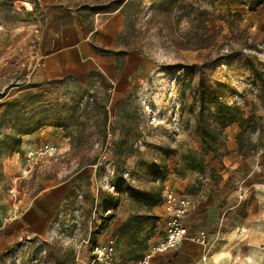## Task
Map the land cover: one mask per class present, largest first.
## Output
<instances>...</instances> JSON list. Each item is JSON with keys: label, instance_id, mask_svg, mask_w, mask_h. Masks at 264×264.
<instances>
[{"label": "rangeland", "instance_id": "374dc122", "mask_svg": "<svg viewBox=\"0 0 264 264\" xmlns=\"http://www.w3.org/2000/svg\"><path fill=\"white\" fill-rule=\"evenodd\" d=\"M0 1V264H55L57 260L73 264L76 251L82 256L80 259L86 258L84 264L91 260V245H81L80 241L90 239L97 244L106 228L97 224L100 228L96 232L91 229L96 221L112 215L105 209L114 204V191L109 190L105 179L111 182L115 144L122 137L126 136L141 151L130 159L131 170L125 166L129 175H124L138 195L156 193L160 184L164 191L167 183L170 190L192 196L197 206L205 201L207 190L218 186L214 179L208 181L209 172L203 177L189 167L181 168L188 153L201 148L199 118L205 123L209 120V125L217 129L222 124L214 119L218 107L230 106L240 115L236 117L243 118V125L238 123L239 135L246 150L264 148V0H128L122 44L132 57L146 55L149 80L143 88L119 85L118 90L127 94L113 101L114 86L100 73H95L96 79L83 87L42 84L37 78L40 58L32 52L34 43L22 40L28 34L32 40L38 32L26 14L36 9L37 0ZM110 1L64 0L76 10L79 5H104ZM188 5L207 14L203 18L195 12L186 16ZM106 14L109 13L85 12L82 20L89 27L93 18L94 26L99 28ZM122 58L125 64V57ZM143 91L148 93L147 100L139 98ZM27 93L41 96L36 112L22 101L2 123L3 104ZM76 103L78 108L70 109ZM105 110L111 113L108 121L104 120ZM175 122L180 125L179 131L174 128ZM48 127L58 130L53 141L61 154L43 160L26 175V153L45 144L39 131ZM78 128L93 137L83 142L69 138L75 136L73 132ZM31 129L34 132L30 135L17 134ZM103 129L106 141L97 135ZM63 143L70 145L69 152H64ZM94 159L96 165H88ZM169 169L177 180L168 176ZM186 176L188 184L179 182ZM66 181L70 187L67 201L53 221L52 234L35 243L20 239L1 252L2 243L10 232L15 235L14 225L25 211L48 188ZM213 198L217 201L219 196ZM118 201L131 206L135 219L146 218L143 197L126 194ZM211 204L217 203L201 208L192 220L194 232L191 230L206 232L209 247L185 242L171 251L182 256H170L159 264H264V242H258L264 238L257 237L258 229H225L210 212ZM15 207L18 212L14 217ZM167 223L165 215L156 229L148 231L140 241L131 245L120 241L117 263L143 259L163 241ZM225 235L230 236L229 243L223 239ZM107 240L100 241L106 244Z\"/></svg>", "mask_w": 264, "mask_h": 264}, {"label": "crops", "instance_id": "0c3cea01", "mask_svg": "<svg viewBox=\"0 0 264 264\" xmlns=\"http://www.w3.org/2000/svg\"><path fill=\"white\" fill-rule=\"evenodd\" d=\"M37 2L36 9L32 13L26 14L30 15L33 22L32 28L38 29V32L32 37V40L29 34L22 37V40L26 39L34 43L32 52L40 58L37 78L42 84L63 83L83 87L96 79L94 78L95 73H100L114 86L111 101L120 100L126 96L127 93L118 90V86L121 84L130 88L147 86L149 80L147 69H149L150 63L146 55L139 53L132 57L128 48L122 44L126 26L124 9L106 14L103 17V24L96 28L93 18L88 27V24L82 20L83 14L79 13L74 6L66 5L64 0H37ZM14 8L17 11L20 10L15 4ZM261 35L260 31L257 37L259 38ZM18 42L19 37H16V43ZM122 57H125V64ZM37 60L39 61L38 58ZM147 94L143 91L139 94V98L147 100ZM109 114L111 113L109 112ZM57 131L55 128L48 127V130L43 129L39 132L41 137H45V143L51 142L57 145L53 141V134ZM224 134L226 142L220 149V154L209 153L206 156V162L216 169L222 179L214 190H207V197L203 203L197 206L195 202V209L186 217L185 224L191 234H197L193 233L192 220L196 218L195 216L201 208L210 202L217 203L211 204L210 212L215 214V220L220 222V226L225 229L255 228L258 229L257 237L264 238V230H262L264 229V148L260 150L257 148L256 151L250 152L246 149L240 151L238 123L227 126L224 129ZM23 140L27 143L30 142L29 138L27 140L23 138ZM63 145L64 152L71 150L69 144L63 143ZM201 149L202 143L198 150ZM129 164L130 159L126 163L127 170H131ZM169 173L168 176L178 179L173 170L169 169ZM187 177L179 182L188 184ZM208 181L210 180L208 179ZM166 185L167 183H164V189H169ZM240 185H243L244 188L240 189ZM69 189L68 181L48 188L45 195L28 208L23 217L14 225L15 235H12L14 232H10L11 236L7 235L2 243L1 252L5 253L4 248L18 243L27 234L34 236L36 241L47 239L53 232L52 225L58 211L67 201ZM203 193L205 191H202ZM122 196L114 192L111 194L114 204L107 207L105 213L112 211V215L105 220L96 221L95 228L91 229L92 232H96L100 228L97 224H102L106 228L101 232L100 240L106 238L107 242L111 239L115 241L117 262H119L117 244L120 241L125 240L130 245L133 241H140L148 231L156 229L159 221H162L165 216L161 203L150 209L145 207L146 218L137 220L134 218L135 212L131 206L118 201ZM213 196H219L217 201ZM189 197L193 199L192 196ZM223 239L226 240V243L231 240L229 235H225ZM100 240L97 244H105ZM258 242L262 243L264 239H260ZM170 252L159 254L153 259L152 264H159L170 256H182ZM80 257L82 256L76 251L73 264H84L83 260L86 258L83 257L81 260ZM137 261L140 260H134L127 264Z\"/></svg>", "mask_w": 264, "mask_h": 264}, {"label": "trees", "instance_id": "16d2710c", "mask_svg": "<svg viewBox=\"0 0 264 264\" xmlns=\"http://www.w3.org/2000/svg\"><path fill=\"white\" fill-rule=\"evenodd\" d=\"M128 0H112L104 5H79L77 6V11L79 13H82L83 15L85 12H95V11H102L104 13H114L120 9H124ZM189 7V8H188ZM189 12H186V16L189 15V13H196V16L198 18H203L207 12L203 9H196L193 5H188L186 7ZM203 24L205 26V22L203 21ZM206 30V28H205ZM208 32V31H207ZM198 39V35L195 36ZM87 97V94H85ZM40 95L35 94H24L16 97L12 101L6 102L3 104V107L5 108V112L3 113L2 117V123L6 121V119L9 117L8 112L14 107H19L20 103L22 101H25V104L27 108L30 106V110H34L33 112H36V106L40 103ZM89 104V103H87ZM78 108V104H74L70 109ZM236 110L230 106H219L216 113H215V120H220L222 122L221 125L217 129H215L214 125H209V120L203 121L202 118H199L198 120V128L197 133L198 136L201 139L202 143V149L196 150V151H190L188 155L186 156V164L181 167L183 169L190 168L191 172H198L201 176L205 177L207 173L209 172L211 174V178L209 179L212 181L214 179L215 184H219L222 177L221 175L216 171V169L212 168L207 162H206V156L209 153L214 154H220V149L225 145L226 137L224 134V129L234 123H239L240 125L244 123L243 118L242 120L240 115H236ZM104 120L108 121L109 118V112L107 110L104 111ZM242 116V114H241ZM34 132V130H27V131H21L17 132V134L20 136L23 135H30ZM75 136L69 135V138H71L74 141L83 142L85 140H89V138L93 137L92 134H86L81 128H78L75 132H73ZM97 135L103 136L106 141V129H103V131H99ZM241 135L238 137V143L240 151L243 149H247L246 146L243 145V142L241 141ZM134 142L130 143L128 138L122 137L118 142L115 144V167H114V174L111 179V184L114 187V193H117L119 195H131L132 197H143L144 203L148 209L153 208L155 206H158L161 204L162 199V192H163V186L162 184L160 189L154 193L153 191H147L140 193L141 195L137 194V191L135 188L128 182V180L124 176V170L126 163L129 159L133 158L136 154H141L140 150L135 149ZM255 151V150H248ZM193 156V157H192ZM192 157V158H190ZM97 159H94L91 161L88 165H96ZM81 165V163H80ZM178 172H181V169L178 170ZM179 175V174H178ZM160 179V183H161ZM55 264H62L60 261H56Z\"/></svg>", "mask_w": 264, "mask_h": 264}, {"label": "built area", "instance_id": "2783aa9c", "mask_svg": "<svg viewBox=\"0 0 264 264\" xmlns=\"http://www.w3.org/2000/svg\"><path fill=\"white\" fill-rule=\"evenodd\" d=\"M174 128L179 131L180 125L175 122ZM58 152L59 147L51 142L45 143L38 149L30 148L26 153V162L28 164L26 175L31 174L34 167L39 165L43 160L58 156ZM124 175H129V172L124 170ZM105 182L109 190L114 191V187L109 179L106 178ZM162 207L168 218L164 240L152 248L142 260L130 264H152L156 255L177 250L184 242L197 244L204 249L209 247V237L206 232L202 231L197 234H191L185 224L186 217L195 209V201L191 197L165 189L162 195ZM97 211L98 208L95 207L93 213L96 214ZM17 212L18 207H15L14 217L17 215ZM111 212L107 211L106 213L111 214ZM21 241L35 243L36 240L34 236L28 235L26 238L22 237ZM80 244L91 245L92 258L87 264H118L114 240L111 239L106 244H92L90 239H83L80 241Z\"/></svg>", "mask_w": 264, "mask_h": 264}]
</instances>
